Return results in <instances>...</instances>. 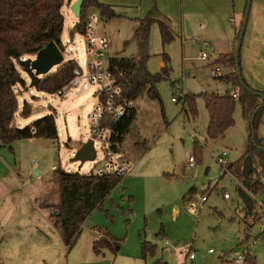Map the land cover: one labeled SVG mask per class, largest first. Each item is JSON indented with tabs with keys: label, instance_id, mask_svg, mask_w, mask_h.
I'll use <instances>...</instances> for the list:
<instances>
[{
	"label": "rangeland",
	"instance_id": "obj_1",
	"mask_svg": "<svg viewBox=\"0 0 264 264\" xmlns=\"http://www.w3.org/2000/svg\"><path fill=\"white\" fill-rule=\"evenodd\" d=\"M65 1L62 9L65 62L76 61L86 77L91 61L87 40L83 34L75 32L79 19L72 13V5L69 7L70 0ZM112 1L123 5L116 8L117 13L130 15L136 14L138 6L142 1L146 4L147 0ZM177 2L181 13L182 0ZM159 4L161 0H153L152 10L156 12ZM89 14L99 17L98 31L110 40L107 59L118 53L136 55V41H132L135 20L102 19L95 8H91ZM241 20L242 16H237L238 24ZM70 30L75 32V37L67 44V39L71 40ZM173 34L175 39L164 47L157 24L150 29L147 68L154 74L161 73L166 67V54L169 75L156 85L159 100L143 96L135 102L137 116L122 142V150L134 170L105 199L104 207L88 217L81 235L70 248L55 224L53 214L60 203V192L52 176L57 168L89 175L102 165V144L92 132L89 117V109L97 104L98 89L81 79L67 98L61 100L31 88L24 67L17 66L26 82V87L16 88L20 103L17 127L23 129L53 115L59 138H36L34 146L25 140L21 146L19 143L14 146L15 155L8 147L0 148V222L8 219L0 226V264H222L223 261L232 264L235 256L246 249L255 255L258 264H264V236L253 245L264 220L255 225L250 220L245 222L239 184L230 173L221 178L217 164V157L224 151L228 152L232 163L245 155L251 132L249 121L244 119L237 103L235 125L223 137L214 141L207 139L209 116L203 96L226 94L235 87L216 78V67L199 59L197 40L183 45L179 35L174 31ZM224 73L222 70L220 76ZM185 95L196 96L198 114L195 119L183 111ZM174 98L178 102H174ZM25 105H30L28 117L21 114ZM88 140L96 142L97 160L86 162L79 169L80 162H73L72 158ZM190 157H196V168H189ZM33 162L39 163L40 170L32 167ZM35 168L40 176L35 175ZM225 193L230 199L224 198ZM203 195L208 196V202L190 211L184 197L190 196V203L199 205ZM263 198V194L258 195L256 200ZM174 208L179 212L174 213ZM163 225L169 231L165 239L157 237ZM95 229L103 233L109 230L116 235L112 236L120 243L119 251L106 249L96 254L93 243L99 234ZM144 242L156 244V253L143 258ZM209 249L215 253L209 254ZM182 253L195 254L196 260L185 259Z\"/></svg>",
	"mask_w": 264,
	"mask_h": 264
},
{
	"label": "trees",
	"instance_id": "obj_2",
	"mask_svg": "<svg viewBox=\"0 0 264 264\" xmlns=\"http://www.w3.org/2000/svg\"><path fill=\"white\" fill-rule=\"evenodd\" d=\"M65 0H0V146L12 150L16 141L30 140L36 138L57 140L59 138L56 120L53 115L43 117L30 126L19 129L16 125V118L19 113L20 103L16 88L26 87L17 66L28 56L36 55L49 43L54 42L63 52L62 33L64 30L65 18L62 9ZM97 9L102 19L111 20L118 15L111 6L102 4L97 0H84L81 16L76 24V32L84 34L85 25L89 17V10ZM155 10L139 21V28L134 37L136 40H148L151 26L157 23L161 35L162 44H170L175 36L165 22L155 20ZM237 36V41L239 39ZM233 49L230 64L234 68L231 79L222 77V80L231 81L239 87L238 98L231 94L217 95L205 94V107L208 112L209 122L206 136L210 141L217 140L228 132L235 125L234 112L237 103L242 108L244 119L249 121L250 135L247 142L245 155L239 162L231 163L229 170L239 181L243 180L242 167L246 156L253 158V173L251 176L250 194L254 197L264 195V139L258 136V129L261 123V116L264 107L254 116V110L260 106L261 98L248 93L239 81L236 72V53ZM166 67L161 73H152L148 70L146 62L148 56H133L128 58H109L108 69L115 76L117 85L120 87L126 100L136 102L143 96L149 99L159 100L160 96L156 85L169 75V59L164 54ZM225 62V58L219 60ZM80 69L75 61H67L53 69L49 74L42 76L38 91L48 95H55L74 79V70ZM81 70V69H80ZM244 82L245 79L243 78ZM246 83V82H245ZM252 89V88H251ZM256 91V90H255ZM258 92V91H257ZM184 111L188 117L195 119L198 114L196 107V96L185 95ZM263 102V101H262ZM31 113L30 105H25L23 116L28 117ZM136 117V110L131 118L124 119L118 126L123 137L130 131L131 125ZM196 160V157H195ZM260 170H263L261 179ZM123 180L120 177H95L93 174L83 175L80 173H69L60 168L54 171L52 181L59 187L60 203L55 207V224L61 231L64 243L69 248L77 241L82 233V227L88 217L97 209L103 208L108 198L118 184ZM188 198V199H187ZM190 196H185L184 201ZM246 211V210H245ZM262 212L254 207L251 216L244 219L253 225L261 220ZM101 233V239L93 244L96 254L109 249L117 253L120 243L108 231ZM143 258L149 254H155L157 247L143 243ZM223 261L222 264H227ZM157 264H165L158 262ZM229 264H231L229 262ZM245 264H258L255 257L248 254Z\"/></svg>",
	"mask_w": 264,
	"mask_h": 264
},
{
	"label": "crops",
	"instance_id": "obj_3",
	"mask_svg": "<svg viewBox=\"0 0 264 264\" xmlns=\"http://www.w3.org/2000/svg\"><path fill=\"white\" fill-rule=\"evenodd\" d=\"M97 1L102 4L111 6L116 12V14L118 15L117 18L135 20L133 34H135L136 30L139 28V21L145 19L148 16V14L151 11H153L152 10L153 0H147L146 4H144L142 1L141 5L138 6L137 13L136 14L130 13V15H123L119 12L117 13L116 8L122 7L123 5L119 3H115L112 0H97ZM177 1L178 0H161V5L159 4L157 11L153 15V18L155 20L165 22L169 26L172 32L174 31L177 33V35H179V38L182 40L183 45L184 43L188 41L197 40L199 48H200V54L207 50H213L216 53H218L220 56H222V58H225V62L227 61L228 63H222L221 69L225 71L222 78H224L225 80H227L226 78L231 79V75L233 73V67L230 64L231 54H232L233 49L236 48L237 36L241 30V24H242L244 14H245L247 0H182L183 5L181 8V13H180V7ZM74 2H76V0ZM74 2L70 0L69 7ZM65 4H66V1H65ZM124 6L126 7V5ZM237 16H242V20L240 21L239 24L237 23ZM233 19L234 21H232ZM185 20H187L189 23V28H190L189 32H191L192 35H188L186 32V26L184 23ZM75 32H76V26H75ZM75 32L70 30V33H69L72 42L75 37ZM62 36H63V33H62ZM68 40L70 39L68 38L66 42H68ZM108 41H109V48H110L109 38H108ZM132 41L133 42L136 41V44H135V46L137 47V51L135 53L136 55L124 56L121 53H118V55H115L113 57L128 58V57L142 56V55L143 56L147 55L148 58L150 57L147 52L148 40H145V41L136 40L133 35ZM62 43H64L63 39H62ZM167 45L165 46L163 45V46L166 47ZM199 59H200V55H199ZM240 60H241L242 76L245 79L246 84L253 90H256L264 94V0H253L252 1L248 25H247L246 33H245L244 40L242 43ZM209 63H211L212 66H215V67L218 64L220 65V62L216 63L213 60H210ZM146 66H147V62H146ZM218 79H221V78H218ZM227 83H231L236 88L233 82L229 81ZM234 91L235 89L230 92H227L226 94H232ZM217 95H225V94H217ZM262 101L261 103L263 104ZM135 110H136V116H137V109L135 108ZM183 111H184V108H183ZM258 136L264 139V110L261 116V123L258 129ZM37 141L38 140H35V139H30L28 140V142H26L25 140L16 141L12 145L11 152L13 153V155H15L14 146H16L18 143L20 146L24 142L28 143L30 146H34L37 143ZM82 144L83 143L77 145L76 148L77 149L80 148ZM240 160L241 159H239L236 162H239ZM231 163L232 162H230V164ZM35 166H37L40 170L39 163H36V165L32 167H35ZM54 167L55 166H53L52 169H54ZM38 172H39L38 176H40V171ZM182 176H183L182 179L184 180L185 176L184 175ZM232 177L233 179H235V181L240 186L242 181H239L233 173H232ZM3 194L9 195V193H6V192H3ZM202 194H205V193L202 192ZM0 196L2 197V194ZM189 202H190V198L188 200V203ZM103 207H104V204H103ZM178 212L179 210L174 208V213H178ZM246 216H247V212L245 211V217ZM7 220L8 219L4 220L3 218V222L2 223L0 222L1 223L0 226H3V223ZM96 230L97 229H95V231ZM1 231L3 232L2 227H1ZM108 232L114 235L111 231L108 230ZM157 237H161L164 239L169 237L168 228L167 227L165 228L163 225V227L159 229ZM100 239L101 237L99 236V238L95 240L94 243L99 241ZM150 244L156 246L158 250V246L156 244L154 243H150ZM166 244H167V241H166ZM194 260H196V258Z\"/></svg>",
	"mask_w": 264,
	"mask_h": 264
},
{
	"label": "built area",
	"instance_id": "obj_4",
	"mask_svg": "<svg viewBox=\"0 0 264 264\" xmlns=\"http://www.w3.org/2000/svg\"><path fill=\"white\" fill-rule=\"evenodd\" d=\"M99 21L97 15L90 14L84 29L83 35L86 37L88 53L91 56V61L87 66L88 75L83 77L82 70L75 69L74 79L63 89L59 90L55 96L61 100L66 99L71 91L76 88L81 79H85L91 86L97 87L98 90L95 94L97 104L89 109V117L92 123V132L102 144L103 159L101 161L102 165L95 168L91 174L100 178L107 176L126 178L131 175L134 166L127 159L122 150V136L118 130V126L124 119L131 118L136 107L134 101L124 98L120 87L117 85L115 76L108 69L109 59H107V51L109 49V41L105 35H102L98 31ZM232 21H234V19ZM67 43L71 44L72 41L68 40ZM62 45L66 47V44L62 43ZM200 59L202 61L213 60L217 63L221 59V56L213 50H207L201 53ZM220 72L221 67L217 65L214 70L216 78L221 77ZM238 90L239 87L236 86L235 91L231 94L233 98H238ZM173 101L178 102V99L174 98ZM95 144L96 142L94 141V145ZM217 163L220 167V177H224L228 173L232 175V172L229 170L230 162L228 160L227 151H224L218 156ZM33 165H36V162H33ZM189 168H196L195 157H190ZM55 169L54 167V170ZM259 173L261 174V179H263V170H260ZM224 198L230 199L229 194L225 193ZM207 201L208 196L203 195L199 205L194 202H189L188 209L193 211L198 208V206L202 208ZM255 206L258 211L262 212L260 221L264 220V198L261 201H257L255 198ZM258 233L259 234L256 235V238L253 240L254 246L258 244V238L264 236V222ZM98 234L100 237L102 236L99 231ZM208 253L213 254L214 250L210 249ZM248 254L255 257L249 249H246L235 256L232 264H245ZM182 256L190 261L196 258L195 254L192 253H182Z\"/></svg>",
	"mask_w": 264,
	"mask_h": 264
},
{
	"label": "water",
	"instance_id": "obj_5",
	"mask_svg": "<svg viewBox=\"0 0 264 264\" xmlns=\"http://www.w3.org/2000/svg\"><path fill=\"white\" fill-rule=\"evenodd\" d=\"M252 1L253 0H247V6H246L243 21L241 24L240 35H239V39L236 44L235 53H236V72H237L239 81L241 83V86L248 93L254 96H257L263 100V104H261L254 110L253 112V116H254L261 108L264 107V94L251 89L244 82L243 76H242V70H241V60H240L242 43H243L244 36L246 33L247 25H248ZM83 2L84 0H76V2H74L71 6L72 13L78 19L81 16ZM185 26H186L187 34L192 35V33L189 32L190 28H189L188 21H186ZM64 62H65L64 54L62 50L54 42L49 43L45 48L40 50L32 58L23 60L22 65L25 69V72L28 74L31 80L30 87L38 90L41 77L49 74L53 69L60 66ZM96 156H97V152L95 149L94 141L88 140L85 144H83V146L79 150H77L74 157L72 158V161L80 162L79 169H81L82 166L86 162L95 161ZM34 173L36 176L39 175V172L37 169L34 170ZM252 173H253V158L251 155H248L245 157L243 161V167H242L243 180H242L241 185L238 187V194L246 209L247 217L252 215L254 207H255V199L250 194Z\"/></svg>",
	"mask_w": 264,
	"mask_h": 264
}]
</instances>
